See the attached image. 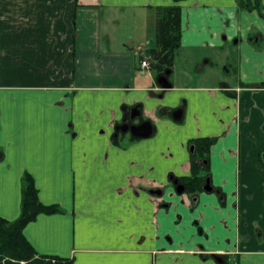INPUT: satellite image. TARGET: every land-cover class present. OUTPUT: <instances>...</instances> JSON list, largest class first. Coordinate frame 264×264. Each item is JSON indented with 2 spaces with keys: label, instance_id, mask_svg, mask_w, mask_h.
Returning a JSON list of instances; mask_svg holds the SVG:
<instances>
[{
  "label": "crops",
  "instance_id": "crops-1",
  "mask_svg": "<svg viewBox=\"0 0 264 264\" xmlns=\"http://www.w3.org/2000/svg\"><path fill=\"white\" fill-rule=\"evenodd\" d=\"M174 5L178 57L201 54L187 52L196 66L179 72L175 54L164 89L155 66L142 72L138 54L153 48L157 8ZM219 48L223 62L209 54ZM263 82L264 18L237 0H0V216L19 218L28 172L40 201L62 209L24 227L39 255L73 264L221 263L215 254L224 264H264ZM136 104L155 131L117 142L115 124ZM181 106V122L162 112ZM203 137L217 138L209 166L223 197L178 194L170 182L190 175L189 145Z\"/></svg>",
  "mask_w": 264,
  "mask_h": 264
},
{
  "label": "trees",
  "instance_id": "trees-1",
  "mask_svg": "<svg viewBox=\"0 0 264 264\" xmlns=\"http://www.w3.org/2000/svg\"><path fill=\"white\" fill-rule=\"evenodd\" d=\"M237 4L239 9L257 11L264 18L262 0H237ZM156 12L157 46L150 49L149 53L152 65L161 72L160 75H163L167 70H172L175 53L181 46V7L177 5L160 6ZM260 85L264 87V82ZM216 141V137H203L191 141L190 146L195 147L191 153L192 173L190 176L180 178L186 187L185 193L194 195L204 190V184L207 178L211 176L209 157L211 147ZM213 188V191L219 192L223 197L220 189ZM59 212H62L59 205H45L40 201L35 179L26 172L22 178V203L19 218L9 221L0 216V260L9 257L14 261L9 262L10 264L17 263L16 261H24L25 264H73V260L69 258L37 254L23 234L24 227L40 213L53 214ZM220 257L224 259L222 256ZM219 264H224V261Z\"/></svg>",
  "mask_w": 264,
  "mask_h": 264
},
{
  "label": "rangeland",
  "instance_id": "rangeland-1",
  "mask_svg": "<svg viewBox=\"0 0 264 264\" xmlns=\"http://www.w3.org/2000/svg\"><path fill=\"white\" fill-rule=\"evenodd\" d=\"M177 1H180V0H177ZM121 21H120V24L116 27L117 29H115V33H114L115 39L116 40L118 39V41H122V40L126 39V37H127V31H128V29H126V28L123 27V25H122L123 22H121ZM151 42H152V44H151L152 47L155 48L157 46V44H156V35L153 36V38L151 39ZM232 48H235L234 47V44H229L228 47L225 50L228 53V51L231 50ZM235 50H237V49H235ZM178 52L179 51H177L175 54H177ZM187 52H195V55L194 56H196V57H199L200 54H201V50H199V49H191V50H188V51L184 49L183 52L181 53V56H179V57H178V54H177L176 55L177 72L180 71V68H184L185 66H188V67H191L192 66V68H194V66H196L195 63L190 62V61H186L185 54ZM205 52H207V49H205ZM140 53H142L146 57L150 58L149 50H147V51L146 50H143ZM140 53L138 54L139 61H140V57L142 56V54H140ZM209 54H210L211 57H213V59H215V61H220V62H223L224 61V58H223L224 57V52L220 48L219 49H214L213 51L212 50H209ZM236 55H239V52L238 51L237 52L233 51L231 53V55H230V58L234 60V56H236ZM217 72H219V69L218 68H216L215 71H213V73H211L210 76H215V74ZM194 73L197 74L198 72L195 71ZM160 74H161V72H160ZM220 74L221 75H225L226 73H224L223 71H220ZM178 79H179L180 82H189V81H191L190 78H186L183 75L179 76ZM197 81H199V80H197V78H195L193 82H197ZM209 81L212 82V79H209ZM153 83L154 82H151V84H153ZM9 262H14V261H13V259H9V257H4V258H2L0 260V264H10ZM16 262L17 263H14V264H25L24 261H20V262L16 261Z\"/></svg>",
  "mask_w": 264,
  "mask_h": 264
},
{
  "label": "flooded vegetation",
  "instance_id": "flooded-vegetation-1",
  "mask_svg": "<svg viewBox=\"0 0 264 264\" xmlns=\"http://www.w3.org/2000/svg\"><path fill=\"white\" fill-rule=\"evenodd\" d=\"M259 37H261V34L259 35ZM252 41L254 40H256L257 39V37L256 36H251V38H250ZM150 50V49H149ZM142 54V53H141ZM144 57H146L145 55H143L142 54V56L140 57V59L141 58H144ZM149 59V61H150V67L148 68V69H145V70H142V72H144V71H146V70H149V69H151V67H153V65H152V61H151V59L150 58H148ZM168 71V70H167ZM166 71V72H167ZM170 71V74H171V71L172 70H169ZM166 72L163 74V75H165L166 74ZM169 74V75H170ZM168 75V76H169ZM160 76H162V75H160ZM159 76V77H160ZM182 108H184L183 106H181L180 108H178V109H175V110H173V109H170V108H163L162 109V112L163 113H165L166 115H170V116H172V115H175V114H177V112H179V111H181V110H183ZM138 113H140L139 115H138ZM132 116H136L135 118H131ZM149 123H151L152 124V127H153V133H154V131H155V126H154V123H153V121L150 119V118H144V115L142 114V108H141V105L140 104H136V105H133L132 107H129V108H124V113H123V117H122V120L120 121V122H117L116 124H115V127L117 126V125H124V124H130V125H148ZM115 127H114V131H113V139L114 140H116L117 142H118V140L120 139V137L121 136H124V135H128V136H131L132 138H134L132 135H131V132H126V133H122L121 131L118 133V135H117V137H115L114 136V134L116 133V129H115ZM120 129V128H119ZM195 150V147L194 146H190L189 145V151H190V155H191V153L193 152ZM191 173H192V170H191ZM191 173H190V175H191ZM189 175V176H190ZM180 178H182V177H176L175 175H173V174H171L170 175V182H172L173 184H174V181L175 180H178V184H181V185H184L183 184V182H181L180 181ZM207 180H209L210 181V184L212 185V178H211V176L209 177V178H207ZM207 180H206V182H205V184L207 183ZM178 184H175V186L176 185H178ZM204 184V185H205ZM185 186V185H184ZM213 186V185H212ZM214 187V186H213ZM159 190H161V189H159ZM183 194H185V192L183 193ZM215 255V254H214ZM216 256H219L220 257V255H216ZM215 257V256H214ZM222 259V258H221ZM223 261H224V259H223Z\"/></svg>",
  "mask_w": 264,
  "mask_h": 264
},
{
  "label": "water",
  "instance_id": "water-1",
  "mask_svg": "<svg viewBox=\"0 0 264 264\" xmlns=\"http://www.w3.org/2000/svg\"><path fill=\"white\" fill-rule=\"evenodd\" d=\"M170 74V71L168 70L165 75H162L158 78V83L164 88H171L172 84L169 82L168 75ZM183 110L177 112V114L172 115V118L176 121H182L184 118V111L185 108H182ZM176 111V110H175ZM140 113H138L139 115ZM136 116H132L131 118H135ZM120 128V129H119ZM116 133L114 134L115 137H117L118 133L121 131L122 133L131 132V135L134 138H147L150 137L153 134V127L152 124L149 123L148 125H130V124H124V125H117L115 127ZM174 184H178V180L174 181ZM213 186L210 184V181L207 180V183L204 185V190L207 192L213 191ZM186 190V187L184 185L178 184L176 185V191L178 194H183ZM152 194L162 195L163 190H153L151 191ZM215 259L218 262H222L223 259L219 256H215Z\"/></svg>",
  "mask_w": 264,
  "mask_h": 264
},
{
  "label": "built area",
  "instance_id": "built-area-1",
  "mask_svg": "<svg viewBox=\"0 0 264 264\" xmlns=\"http://www.w3.org/2000/svg\"><path fill=\"white\" fill-rule=\"evenodd\" d=\"M139 65H140L141 70L148 69L150 67V61H149L148 57L141 58Z\"/></svg>",
  "mask_w": 264,
  "mask_h": 264
}]
</instances>
